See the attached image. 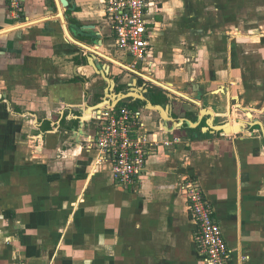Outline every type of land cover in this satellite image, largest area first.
Returning a JSON list of instances; mask_svg holds the SVG:
<instances>
[{
  "label": "crops",
  "instance_id": "obj_1",
  "mask_svg": "<svg viewBox=\"0 0 264 264\" xmlns=\"http://www.w3.org/2000/svg\"><path fill=\"white\" fill-rule=\"evenodd\" d=\"M69 1L74 39L95 49L91 36L101 34L99 53L125 63L102 0ZM22 5L15 21L0 0V264H205L189 178L201 183L234 262L264 264V0H161L150 9L144 68L201 104L174 97L173 117L205 125L206 106L221 125L228 107L241 133H167L146 114L161 142H180L161 146L130 188L95 164V118L78 120L109 98L93 54L68 38L56 0ZM96 59L110 78L122 74Z\"/></svg>",
  "mask_w": 264,
  "mask_h": 264
},
{
  "label": "built area",
  "instance_id": "obj_2",
  "mask_svg": "<svg viewBox=\"0 0 264 264\" xmlns=\"http://www.w3.org/2000/svg\"><path fill=\"white\" fill-rule=\"evenodd\" d=\"M11 16L15 21L22 17V0H8ZM104 13L112 27L118 49L132 66L145 64L151 44L153 21L150 9L161 0H102ZM98 132L92 142L96 151L95 164L108 169L113 182L121 187H134L146 176L149 159L161 146L171 147L180 139H158L150 131L144 116L127 105L106 109L96 116ZM186 196L191 216L198 228L197 250L205 264L236 263L228 247L221 226L214 218L211 202L206 198L201 183L188 179Z\"/></svg>",
  "mask_w": 264,
  "mask_h": 264
},
{
  "label": "water",
  "instance_id": "obj_3",
  "mask_svg": "<svg viewBox=\"0 0 264 264\" xmlns=\"http://www.w3.org/2000/svg\"><path fill=\"white\" fill-rule=\"evenodd\" d=\"M56 4H57V10H58V17L59 19L62 21V24L64 25V29H65V33L67 34L68 38L74 43V44H77L78 46H80L81 48H83L85 51H90L92 54H93V57L89 58V63L90 65L96 70V72L98 74H100L101 76H103L107 82L111 85L110 86V90L108 92L107 90V94H108V97L109 98H103V100L101 101L100 104H98L97 106H94V107H91V109H93V117L90 119V120H86V115L85 116H81L78 118V120L82 123V124H88V122H92L94 120V118H96L97 115H99V113L102 111V110H106V109H115L118 105V103H120L121 101L125 100V99H128V98H136L138 101H141L143 102V109L140 111L142 114L146 115V114H151L153 112H155L156 114L159 115L161 121H162V128H164L167 133H172L173 132V129H180L183 125V122L185 120H176L174 117H173V106H172V102H173V99H174V96L173 94L175 95H178L180 97H183L185 98L186 100L190 101L191 103H194V104H199V106L201 107V104L200 102L196 101L195 99L191 98V97H188V96H185L184 94L174 90L173 88L155 80V79H152V78H148L149 82L153 83L154 85H156L157 87L159 88H162L163 90L160 91L162 92V94L164 96L167 97L168 99V105L163 107L162 105H153L152 102L146 98V93L148 92L147 89H141L142 91V94L140 95H135L133 93H129L127 95H124V94H120V95H117L114 91H116V88H117V83L114 79L110 78V68L108 67H104V66H101V63L97 61L96 58H104L105 60H108L109 62H113L109 57L99 53V49H100V46L103 47V42L101 40V34H98L97 36L95 35H92L91 37L92 38H98L97 40V44L95 45L96 48L93 49V48H90L78 41H76L74 39V37L72 36V33L69 29V26L67 24V17H66V12H68L69 10L72 9L73 6H75L74 2L72 1H69V0H56ZM84 29V28H83ZM84 30H89V29H84ZM96 57V58H95ZM81 59H82V64L85 62V58L84 56H81ZM125 68L129 69L128 67L124 66ZM144 86H147V85H144ZM112 92V94H111ZM110 99V100H108ZM201 114H205V109L201 108ZM201 118V116H200ZM172 125V130H170L169 128V125ZM192 127H195L196 125L193 124L192 122L189 123ZM262 129H263V126L261 123H258ZM198 126V125H197ZM208 126H210L212 128V122L211 120L209 121L208 123ZM217 129V128H216ZM218 130H221L224 132L225 135H228V136H231L233 134H240L241 133V130L239 131H236L235 133H232V134H229L227 132V129H226V126L224 127H219Z\"/></svg>",
  "mask_w": 264,
  "mask_h": 264
},
{
  "label": "flooded vegetation",
  "instance_id": "obj_4",
  "mask_svg": "<svg viewBox=\"0 0 264 264\" xmlns=\"http://www.w3.org/2000/svg\"><path fill=\"white\" fill-rule=\"evenodd\" d=\"M101 3L103 5L102 1H101ZM118 51L121 53L122 56H124V54L119 49H118ZM124 58L126 60L125 63L119 62L117 60H115V61L113 60V62H110L114 66L117 65V67L120 70H122V74L119 75L118 78H115V79L112 78V79H114L117 84L119 82H124L125 83V85L117 88L116 91H114V92L117 95H120V94L127 95L129 93H133L135 95H140V94H142L141 89H147L148 88L147 89L148 92L145 95H146V98H148L152 102L153 105H162L163 107L167 106L168 102L164 98H161L159 96L160 91H162L163 89L159 88L156 85H154L153 83L149 82L148 78H150V77L152 79H154V78L150 75V73H147V71H146L147 68H144L145 64H140V65H136V66L133 67L132 64H131V60L127 59L125 56H124ZM124 66L128 67L129 69L125 68ZM147 67H150V66H147ZM144 85H147V86H144ZM109 87H110V85H109ZM152 91H156L157 95H155L154 93L152 94ZM176 91H178V90H176ZM108 92H109V90H108ZM178 92H180V91H178ZM180 93H182V92H180ZM111 94H112V92H111ZM182 94H184L185 96H188L186 93H182ZM173 96L175 98H177V100L180 99V100H183V101H187L188 103L190 102V101L186 100L185 98L180 97L178 95L173 94ZM190 104H194V103H190ZM121 105H127L130 108H132L133 110H137L139 112L144 107L143 106V102L138 101L136 98L125 99V100L121 101L120 103H118L117 106H121ZM194 105H196V104H194ZM196 106L200 107L199 104H197ZM203 109H205V114H201V109H200L199 112H200V115H205V125H200V126L198 125L197 126V119H195L192 116V114H187L186 117H185L186 119H183L185 121L183 122V125H182L181 128L184 127V128L187 129V127H188L189 129H187V130L189 132H191V133H195L196 132V133L202 134V131H205V138H207V137H210L212 134H217V133L218 134H224L223 131L218 130L219 127H224V126L227 127L231 122L234 124L233 116H231L232 115V109H229L228 107L225 108V112L223 113V116H222L223 122H222L221 125L216 124L215 123V119H214V121L211 120V118H213V116L215 117V113H214V111L212 109L207 108L206 106ZM142 115L144 117H146V115H144V114H142ZM187 119H190V120H187ZM210 120L212 122V128L210 126H208V122ZM190 122H192L196 126L192 127L189 124ZM96 125H97V127H96V130H95L94 137L96 136V134L98 132V127H99V124H98L97 121H96ZM235 126H236V124H235ZM180 129L178 128V129H175V130H180Z\"/></svg>",
  "mask_w": 264,
  "mask_h": 264
},
{
  "label": "bare ground",
  "instance_id": "obj_5",
  "mask_svg": "<svg viewBox=\"0 0 264 264\" xmlns=\"http://www.w3.org/2000/svg\"><path fill=\"white\" fill-rule=\"evenodd\" d=\"M151 78V77H150ZM172 88V87H171ZM103 111V110H102ZM93 114L91 112H89L86 115V120H90L92 118ZM227 132L229 134L235 133L236 131H239L240 126H235V124H233L232 122L226 127Z\"/></svg>",
  "mask_w": 264,
  "mask_h": 264
},
{
  "label": "trees",
  "instance_id": "obj_6",
  "mask_svg": "<svg viewBox=\"0 0 264 264\" xmlns=\"http://www.w3.org/2000/svg\"><path fill=\"white\" fill-rule=\"evenodd\" d=\"M159 96L161 97V98H164L167 102H168V99H167V97L166 96H164L163 94H162V92H160L159 93Z\"/></svg>",
  "mask_w": 264,
  "mask_h": 264
},
{
  "label": "rangeland",
  "instance_id": "obj_7",
  "mask_svg": "<svg viewBox=\"0 0 264 264\" xmlns=\"http://www.w3.org/2000/svg\"><path fill=\"white\" fill-rule=\"evenodd\" d=\"M210 2V1H209ZM155 94V95H157V92L156 91H152V94ZM263 117V120H264V116H262Z\"/></svg>",
  "mask_w": 264,
  "mask_h": 264
}]
</instances>
